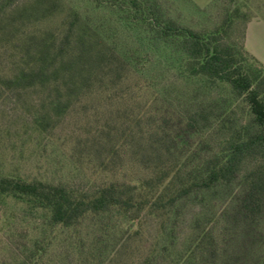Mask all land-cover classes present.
I'll return each instance as SVG.
<instances>
[{
  "label": "trees",
  "instance_id": "1",
  "mask_svg": "<svg viewBox=\"0 0 264 264\" xmlns=\"http://www.w3.org/2000/svg\"><path fill=\"white\" fill-rule=\"evenodd\" d=\"M64 1L71 6V0ZM79 1L94 13L108 14L110 23L137 31L142 44L171 72L174 78L167 90L162 89L173 100L165 98L178 116L177 128L171 134L166 118L155 117L138 103L123 108L112 119V128L102 127L90 135L87 154L100 167L112 166L116 171L113 168L123 157L126 165L137 169L134 178L116 177L78 188L59 180L0 173V202L10 199L21 207L22 215L33 218L28 229L18 227L22 241L9 245L13 260L1 258L0 264H40L53 233L66 232L75 238L89 222L106 236L112 221L122 224L113 244L120 248L132 225L148 220L158 224L160 238L171 243L172 225L183 203L225 201L233 189L239 195L230 201H235L233 211L224 208V219L253 222L264 205V65L245 49L244 34L247 22L258 16L245 15L239 0H221L219 22L210 31L200 32L167 15L157 0ZM41 3L51 14L63 4L61 0ZM3 11L4 5L0 14ZM238 19L242 21L239 45L227 37ZM105 20L71 6L54 31L24 33L19 28L11 30L9 22L3 24L0 38L8 36L11 47L8 53V48L0 47V100L39 94L27 120L43 132L81 98H97L138 74V51L120 48L108 29L103 36ZM180 80L194 89L175 90ZM119 96L118 103L127 105L126 98ZM191 134L196 141L185 155L177 156V145ZM206 216L201 213L196 219ZM100 234L96 242L101 241ZM212 236L208 229L188 239L186 261ZM211 252L208 255L214 257L215 251ZM151 256L141 264H151Z\"/></svg>",
  "mask_w": 264,
  "mask_h": 264
},
{
  "label": "rangeland",
  "instance_id": "2",
  "mask_svg": "<svg viewBox=\"0 0 264 264\" xmlns=\"http://www.w3.org/2000/svg\"><path fill=\"white\" fill-rule=\"evenodd\" d=\"M41 1L11 0L5 5L6 0H0V7L4 5V11L0 14V28L9 22L11 30L19 28L24 33H46L56 30L59 20L69 7L76 6L81 12L86 9L90 16L100 15L106 18L103 36L107 35L108 29L107 32L120 48L138 51L140 72L129 75L118 88L108 89L97 98H81L65 115L54 121L53 128L43 132L27 120V114L33 113L39 102V94L28 93L18 100H0V173L59 180L78 188H87L116 177H137V169L126 165L123 157L118 162L120 164L114 166L116 171H112V166L100 167L97 160L87 154V139L99 128H112V119L123 108L131 109L138 103L150 110L155 117L166 118V127L172 134L177 128L178 116L168 103L173 101L172 98H167V92H163V89L167 90L173 75L164 70V65L158 63L153 51L142 44L137 31L122 24L110 23L105 12L94 13L79 0H71V6L61 0L63 6L58 4L56 13L51 14L40 7L43 5ZM157 2L167 15L200 32L210 31L219 22L224 7L221 0ZM238 4L247 16H264V0H239ZM241 30L242 21L238 19L236 26L227 35L228 41L239 45ZM7 40L8 36L0 38V47L4 45L8 48V53L11 45ZM98 47L101 46L97 45L96 48ZM139 85H142V90ZM188 89L192 91L194 85L181 80L175 88L180 92ZM120 94L126 98L127 105L118 103V99H122L121 96L118 97ZM196 139L194 134L183 138L177 145L179 149L175 150L176 155H185ZM237 195L238 192L233 189L225 201L213 199L212 203H206L188 200L183 203L178 220L172 225L171 243L160 238L159 225L151 220L141 226L133 224L131 232L121 241V248L119 244L113 246L119 239V230L124 227L118 223L113 225L112 222L116 221L109 224L111 228L107 236L100 234L98 226L90 222L80 227L75 238L69 237L66 232L57 231L48 238L47 249L40 264H141L149 254H152L151 264H264V205L251 223L234 218L225 220L222 212L226 207L231 210L235 201H230ZM22 213L21 207L12 200L0 202V259H7V262L13 260L9 245L22 241L21 234H17L18 227L28 229L33 224V218ZM201 213H207L206 219H196ZM227 214L231 217L233 212ZM208 229L213 234L210 243H205V248L201 246L193 251L192 257L186 261L189 253L186 248L187 240ZM112 232L117 235L112 236ZM99 234L101 241L96 242L95 237ZM103 239H106L104 243ZM211 250L215 251L214 257L208 255L212 254ZM194 256L196 260L193 259Z\"/></svg>",
  "mask_w": 264,
  "mask_h": 264
},
{
  "label": "crops",
  "instance_id": "3",
  "mask_svg": "<svg viewBox=\"0 0 264 264\" xmlns=\"http://www.w3.org/2000/svg\"><path fill=\"white\" fill-rule=\"evenodd\" d=\"M244 47L264 65V17L250 19L245 27Z\"/></svg>",
  "mask_w": 264,
  "mask_h": 264
}]
</instances>
